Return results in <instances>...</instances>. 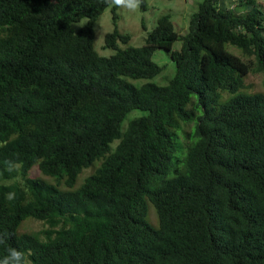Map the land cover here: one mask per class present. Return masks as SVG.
<instances>
[{
	"label": "trees",
	"instance_id": "16d2710c",
	"mask_svg": "<svg viewBox=\"0 0 264 264\" xmlns=\"http://www.w3.org/2000/svg\"><path fill=\"white\" fill-rule=\"evenodd\" d=\"M118 6L0 0V264L10 249L22 264H264L263 5L202 0L184 33L162 15L138 47ZM157 50L171 78L133 84L163 71ZM250 73L263 92H243Z\"/></svg>",
	"mask_w": 264,
	"mask_h": 264
},
{
	"label": "rangeland",
	"instance_id": "374dc122",
	"mask_svg": "<svg viewBox=\"0 0 264 264\" xmlns=\"http://www.w3.org/2000/svg\"><path fill=\"white\" fill-rule=\"evenodd\" d=\"M202 0H146V9L141 12L138 10L137 4L135 2H127L118 6L116 13L118 19L116 25L121 33H125L129 36L130 40L128 45L133 47H138L142 45L146 34L153 28L155 20L162 15H168L171 22L174 25V29L178 33H184L187 28V22L190 14H192L199 3ZM233 4L237 3V0H230ZM257 3H261L263 8L260 10L264 13V0H257ZM84 20L73 24V29L82 25ZM112 30L111 24V14L109 8L105 9L98 19L93 24L94 32V49L96 53L100 56L107 57L112 52L107 49H102L103 36ZM178 47V43L174 44V48ZM229 51L236 53V50L232 47L228 48ZM152 61L159 66H164L163 71L156 77L150 80H137L133 81V84L140 85L143 82L149 81L157 85L165 84L168 79L171 78L173 74V65L170 62L168 56L161 50H157ZM245 85L248 90H243L246 94H251L253 92H263L261 86V75L259 73H250L245 79ZM192 100H196V95L191 96ZM142 113L140 111L134 110L127 115V119L133 117H138ZM126 122L123 123L125 125ZM114 145V144H113ZM96 165V163H94ZM91 172L90 169L83 170L78 176L77 183H80L82 179ZM27 175L31 178L42 179L46 183H52V181L39 172L32 168L27 172ZM0 183H2L0 181ZM63 189V187H59ZM147 223L153 227H157V219L154 210L149 207L146 216ZM44 228L38 221L27 220L20 227L21 232L37 233Z\"/></svg>",
	"mask_w": 264,
	"mask_h": 264
},
{
	"label": "clouds",
	"instance_id": "9594fccd",
	"mask_svg": "<svg viewBox=\"0 0 264 264\" xmlns=\"http://www.w3.org/2000/svg\"><path fill=\"white\" fill-rule=\"evenodd\" d=\"M110 3L120 5L121 3H127L128 0H109ZM139 0H135L138 4ZM15 198V193H8L7 199L12 200ZM22 255L16 249H10L9 257L6 260V264H22Z\"/></svg>",
	"mask_w": 264,
	"mask_h": 264
}]
</instances>
